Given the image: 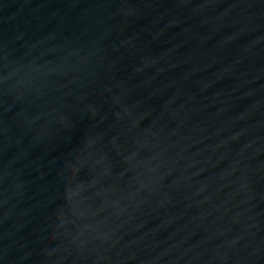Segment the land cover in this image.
<instances>
[{"label": "water", "instance_id": "1", "mask_svg": "<svg viewBox=\"0 0 264 264\" xmlns=\"http://www.w3.org/2000/svg\"><path fill=\"white\" fill-rule=\"evenodd\" d=\"M0 264H264V0H0Z\"/></svg>", "mask_w": 264, "mask_h": 264}]
</instances>
